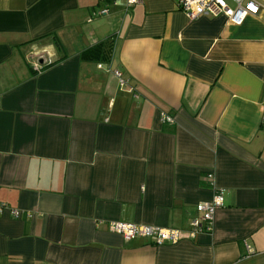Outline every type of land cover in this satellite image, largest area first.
<instances>
[{
  "label": "crops",
  "instance_id": "0c3cea01",
  "mask_svg": "<svg viewBox=\"0 0 264 264\" xmlns=\"http://www.w3.org/2000/svg\"><path fill=\"white\" fill-rule=\"evenodd\" d=\"M177 1L0 0V264H264V1Z\"/></svg>",
  "mask_w": 264,
  "mask_h": 264
},
{
  "label": "built area",
  "instance_id": "2783aa9c",
  "mask_svg": "<svg viewBox=\"0 0 264 264\" xmlns=\"http://www.w3.org/2000/svg\"><path fill=\"white\" fill-rule=\"evenodd\" d=\"M141 1L142 0H127V5L131 6ZM230 1L233 6H231L227 0H178L177 6L189 19H195L201 15L216 16L218 14H223L229 22L233 24H241L248 15L259 12L261 6L260 2L264 0ZM105 12L106 10L100 11V13ZM34 67L39 69L40 65L37 63L34 64ZM114 74L118 78L119 84L123 86L125 81L121 78V74L118 71H114ZM166 119L170 120V118L167 117ZM221 204V192L215 193L211 202L197 204L196 210L200 213V216L199 218H193L190 220L189 225L191 226V234L196 232H209L211 230L214 213ZM3 210V206H0V212ZM9 211L14 217L20 215L18 210L11 209ZM110 229L122 233L126 237H132L135 235L153 237L156 244H161L165 240L175 242L181 236L178 230L125 223H112Z\"/></svg>",
  "mask_w": 264,
  "mask_h": 264
},
{
  "label": "rangeland",
  "instance_id": "374dc122",
  "mask_svg": "<svg viewBox=\"0 0 264 264\" xmlns=\"http://www.w3.org/2000/svg\"><path fill=\"white\" fill-rule=\"evenodd\" d=\"M227 2H228L231 6H233V4H232V2H231L230 0H227Z\"/></svg>",
  "mask_w": 264,
  "mask_h": 264
},
{
  "label": "trees",
  "instance_id": "16d2710c",
  "mask_svg": "<svg viewBox=\"0 0 264 264\" xmlns=\"http://www.w3.org/2000/svg\"><path fill=\"white\" fill-rule=\"evenodd\" d=\"M97 49H95V51H96Z\"/></svg>",
  "mask_w": 264,
  "mask_h": 264
}]
</instances>
